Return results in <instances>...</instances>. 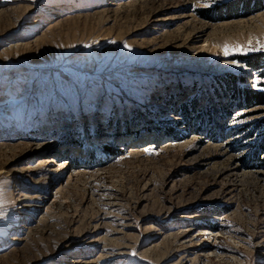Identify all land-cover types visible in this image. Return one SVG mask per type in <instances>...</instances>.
<instances>
[{"label":"rangeland","instance_id":"1","mask_svg":"<svg viewBox=\"0 0 264 264\" xmlns=\"http://www.w3.org/2000/svg\"><path fill=\"white\" fill-rule=\"evenodd\" d=\"M262 67L264 0H0V264H264Z\"/></svg>","mask_w":264,"mask_h":264},{"label":"trees","instance_id":"2","mask_svg":"<svg viewBox=\"0 0 264 264\" xmlns=\"http://www.w3.org/2000/svg\"><path fill=\"white\" fill-rule=\"evenodd\" d=\"M251 66H256V63ZM262 70H264V67H262ZM240 95H242V99L240 100L244 106L249 107L264 104V93L261 91L245 90L244 92L240 93Z\"/></svg>","mask_w":264,"mask_h":264},{"label":"snow or ice","instance_id":"3","mask_svg":"<svg viewBox=\"0 0 264 264\" xmlns=\"http://www.w3.org/2000/svg\"><path fill=\"white\" fill-rule=\"evenodd\" d=\"M206 7H208V6H210V5H205ZM125 47H127V45H125ZM225 54L227 55V49H225ZM233 63H237V65H238V62H233Z\"/></svg>","mask_w":264,"mask_h":264}]
</instances>
